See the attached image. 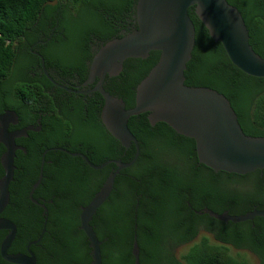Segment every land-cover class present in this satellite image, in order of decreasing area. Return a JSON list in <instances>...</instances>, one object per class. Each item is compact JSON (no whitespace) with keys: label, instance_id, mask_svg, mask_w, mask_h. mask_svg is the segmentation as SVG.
Segmentation results:
<instances>
[{"label":"trees","instance_id":"obj_1","mask_svg":"<svg viewBox=\"0 0 264 264\" xmlns=\"http://www.w3.org/2000/svg\"><path fill=\"white\" fill-rule=\"evenodd\" d=\"M226 1L241 14L249 44L264 58V0ZM136 2L0 0V91L3 88L10 94L8 108L16 112L22 128L34 124L38 113H53L50 119H57L54 138H49L48 133L40 136L37 147V134L29 132L28 138L22 139L27 154L17 152L14 165L22 159L26 171H14L9 204L1 215L17 229L9 253H25L26 245L42 230L43 209L33 204L28 195L37 180L43 150L62 148V133H75L82 141L81 145L74 141L63 148L85 155L94 165L117 159L126 163L135 154L133 145L125 149L101 122L104 100L100 93L66 97L65 91L56 89L54 100L47 94L52 84L42 74L41 62L29 52V46L47 40L37 46L46 71L50 74L52 68L61 75H77L84 80L88 74L85 62L91 58L90 44L104 45L130 33L133 24L136 28ZM188 15L194 26V47L184 71V84L222 94L243 133L264 137V78L251 77L237 69L222 45L211 38L194 7L188 9ZM52 28L55 32L49 38ZM123 30L125 33H121ZM158 59V51L149 52L145 58L126 59L119 75L105 79L103 89L121 99L126 109L132 108L136 87ZM58 99L68 104V109L60 107ZM66 99L69 103H65ZM127 124L138 141L139 157L116 176L109 198L91 221L101 242L102 264H133L134 224L140 264H246L231 256L225 243L206 240L178 259L174 250L193 237L196 229L185 228L173 213L180 208H264V169L244 175L214 171L199 162L193 139L178 134L164 122L150 124L148 113L130 117ZM51 157V173L45 165L43 178L33 193V198L47 209L45 233L30 248L37 264H92L89 243L79 228V214L101 188L108 168L115 165L94 170L81 158L58 150L47 153L45 159ZM2 174L0 167V177ZM189 231L191 236H186ZM6 233L0 231V242ZM0 264L10 263L0 257Z\"/></svg>","mask_w":264,"mask_h":264},{"label":"water","instance_id":"obj_2","mask_svg":"<svg viewBox=\"0 0 264 264\" xmlns=\"http://www.w3.org/2000/svg\"><path fill=\"white\" fill-rule=\"evenodd\" d=\"M190 7H194L196 16L211 38L222 45L227 58L237 69L251 77L264 78V58L253 51L241 14L226 0H137L136 28L101 46L90 63L88 80L90 82L99 78L93 91L100 93L104 100L101 110L104 127L125 149L133 145L135 154L126 163L117 159L94 165L81 153L65 151L73 157L81 158L94 170L103 169L109 164L115 165V169L108 174L91 201L81 207L79 214V228L89 243L92 264H102V257L101 242L91 221L109 198L116 176L122 170L130 168L140 154L138 141L128 128L130 117L148 113L150 124L164 122L178 134L193 139L199 162L214 171L244 175L264 169V137H250L243 133L234 110L222 94L213 89L184 84V71L194 47V26L188 15ZM151 51H158L159 59L136 87L134 106L126 109L121 99L111 96L103 89L105 76L112 69L121 66L126 59L145 58ZM41 68L53 82L47 74L43 59ZM15 117V113L11 112L0 115V143L5 147L1 157L3 175L0 178V231L7 232L0 242V257L10 264H37L30 247L38 244L45 233L47 209L32 194L41 182L43 163L39 177L29 193L30 201L43 209V227L39 236L26 245L25 253L8 252L17 229L12 221L1 216L10 200L9 185L13 180L14 158L18 149L15 139L25 135L27 131H34L33 127H27L10 133L9 120ZM207 213L216 219L233 223L257 216L264 217V210L234 216L210 211ZM133 230V264H140L136 224Z\"/></svg>","mask_w":264,"mask_h":264},{"label":"flooded vegetation","instance_id":"obj_3","mask_svg":"<svg viewBox=\"0 0 264 264\" xmlns=\"http://www.w3.org/2000/svg\"><path fill=\"white\" fill-rule=\"evenodd\" d=\"M134 19H135V15H134ZM134 23L136 25V21ZM130 28L133 30L134 24L130 26ZM54 32H55V29L52 28L49 34V38L53 36ZM121 33H125L124 30ZM46 41L47 40L45 41L38 40L33 45L29 46V52L33 56L37 57L40 60V62H41V59H43V56L39 52L37 46L40 44L46 43ZM101 46L102 45L98 42H94L90 44L91 58L86 60L85 62L87 69H88V74L84 80H81L77 75H75L72 78L68 77L67 75H61L58 71H54L52 68H50V74L48 72L47 74L52 79V81L54 82L53 83L47 78V76L44 74L41 68L42 74L52 84L51 88L46 89L47 94L54 100V96L56 95L55 94L56 89L65 91L67 93L66 97H69L71 95L91 97L92 94L96 93L97 91H93V90L96 84L98 83L99 78L96 77L92 81L90 82L88 81L90 80L89 79V67H90V63L92 59L98 53ZM121 69H122V64L121 66L116 67L112 69L109 73H107L105 76V79L107 77L113 78L119 75V72L121 71ZM51 75H53L54 78H52ZM62 76H66V77H62ZM79 92H83V93H79ZM8 94L9 92L6 89L1 88L0 115L5 114L7 112L15 113L16 115L15 119H12V120L10 119L11 121L9 120L10 123L8 124V131L10 133H15L27 127L34 128V131H27L25 135L15 139V144L18 147V149L15 152V158H14V161H16V156H17L18 151L22 152L24 155L27 154V147L26 145H24L25 142L22 141V139H27L29 132H35L37 134V139L36 141H34L35 142L34 145H36L37 147L40 146V143L38 144V139L40 138V136H48L46 134L48 133L49 138H54L56 134V127L54 126V124L56 123L57 119H55L54 117L50 119V115H52L53 113L42 112V113H38V117L36 118L34 124H29L28 126L23 127V128L19 127L20 123H19L16 112L8 108L9 106L8 101H7L9 100ZM11 99H14V97L12 96ZM58 103L60 107L65 106L66 109H68L69 107L68 104L66 105L63 104L61 99H58ZM65 103H69L68 99H66ZM57 111L60 112L59 109ZM99 118L101 120V112H100ZM60 137L62 138L61 139L62 148H46L45 150H43L39 169H38V177L40 174V167L42 163H43L42 178H43V171H44L45 165L48 166L47 172L51 173L50 167L54 163V158L51 157L49 159H45V156L47 153H50L52 151L55 152L56 150L65 152L67 150H65L63 147L71 146V144L74 141H78L77 143L79 145L82 144V141H80V139L78 138L77 135H75V133H74V136H69L68 134L66 135L65 133H62ZM4 151H5V147L2 143H0V167L1 168H2L1 157ZM17 164L18 165L16 164L14 165L15 170H18L19 168L20 170L26 171V162L24 160L22 159L17 160ZM114 169L115 167H111V168L109 167L108 170L106 171L107 174L106 173H103V174L108 175ZM13 178H14V175H13ZM32 197H33V194H32ZM256 210H264V208H256L254 206L253 208H180L179 212L178 210H176V212L173 213L175 214V217L184 222L183 225L185 226V228H188L190 230H192V228L196 229V234L193 237H191L188 241L183 242L179 247L176 248V250H174L175 256L178 259H180L182 255H185L192 246L196 244H200L203 242V240H206L208 243H225L226 246L229 247L230 255L238 258V260H245L247 262L246 264H264V221L260 222L258 220L259 218H264V217L257 216L247 221L233 223L230 221L225 222V221L216 219L207 213L208 211H210L216 214L230 215V213H238L236 215H244L249 212L256 211ZM101 218H102V215L98 216V220H101ZM214 220H218V221H214ZM185 234L186 236H191L190 235L191 231ZM182 248H185V249L183 253H181L180 257H178L176 255L177 250L182 249Z\"/></svg>","mask_w":264,"mask_h":264},{"label":"rangeland","instance_id":"obj_4","mask_svg":"<svg viewBox=\"0 0 264 264\" xmlns=\"http://www.w3.org/2000/svg\"><path fill=\"white\" fill-rule=\"evenodd\" d=\"M53 4H54V3H53ZM184 249H185V248H182V249L177 250L176 255H177L178 257H180V255H181V253H183Z\"/></svg>","mask_w":264,"mask_h":264}]
</instances>
